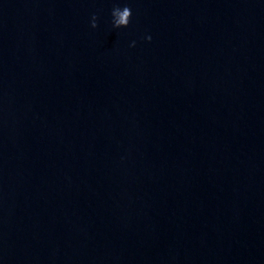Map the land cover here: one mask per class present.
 <instances>
[{
  "label": "water",
  "instance_id": "1",
  "mask_svg": "<svg viewBox=\"0 0 264 264\" xmlns=\"http://www.w3.org/2000/svg\"><path fill=\"white\" fill-rule=\"evenodd\" d=\"M0 264H264V0H0Z\"/></svg>",
  "mask_w": 264,
  "mask_h": 264
},
{
  "label": "clouds",
  "instance_id": "2",
  "mask_svg": "<svg viewBox=\"0 0 264 264\" xmlns=\"http://www.w3.org/2000/svg\"><path fill=\"white\" fill-rule=\"evenodd\" d=\"M127 12H128V9L125 8V9L123 10V13L121 14V18L118 19V20L116 21L117 24H123V18H122V16H123V15H126ZM145 39L151 40V37H150V36H146ZM135 43H136V42H135ZM135 43H130V44H129V47H134V46H135Z\"/></svg>",
  "mask_w": 264,
  "mask_h": 264
}]
</instances>
